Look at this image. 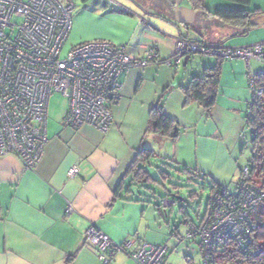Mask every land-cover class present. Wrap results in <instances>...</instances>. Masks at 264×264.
Returning a JSON list of instances; mask_svg holds the SVG:
<instances>
[{
    "label": "crops",
    "instance_id": "obj_1",
    "mask_svg": "<svg viewBox=\"0 0 264 264\" xmlns=\"http://www.w3.org/2000/svg\"><path fill=\"white\" fill-rule=\"evenodd\" d=\"M203 5L207 12L244 8L226 0H203ZM75 6L67 49L108 41L135 57L156 49L166 60L179 38L231 48L264 41V0H252L244 8L257 13L247 31L195 9L190 0H82ZM193 57L187 65L153 62L124 73L122 99L112 110L107 133L91 126L66 127L68 104L59 113L48 110V144L35 171L26 169L13 154L0 157V264H102L100 254L86 240L90 227L116 244L135 240L166 245L165 264H175L182 252L185 260L178 264L202 263L200 240L187 235L204 216L198 224L189 220L182 229L172 228L167 212L139 194V188H145L131 184L128 171L138 152L150 149L167 164L190 171L205 188L220 186L236 192L246 167L241 155L249 132L254 78L264 73V64L221 61L218 95L208 115L197 102L188 101L184 89L219 61L202 56L193 61ZM158 106L178 125L176 141L147 132L151 112ZM73 166L80 174L70 179L67 173ZM122 181L131 184V192L123 190L115 197ZM68 205L73 207L70 215ZM177 250L179 254H173ZM111 264L133 262L119 252Z\"/></svg>",
    "mask_w": 264,
    "mask_h": 264
},
{
    "label": "built area",
    "instance_id": "obj_2",
    "mask_svg": "<svg viewBox=\"0 0 264 264\" xmlns=\"http://www.w3.org/2000/svg\"><path fill=\"white\" fill-rule=\"evenodd\" d=\"M75 7L74 0H0V157L13 154L30 171L37 169L45 154L49 102L54 93L68 101L66 127L91 126L107 133L113 123L112 110L122 99L121 77L130 69L153 62L180 66L190 55L264 64V41L231 48L179 38L166 60L156 49L135 57L108 41L84 42L67 49ZM253 92V99L261 94L255 86ZM79 174L78 166L67 173L70 179ZM251 179V168L245 167L235 193L214 190L202 221L190 226L187 239L199 238L203 264H214L218 249L227 244L249 253L258 229L254 215L264 203V189ZM175 205L170 199L162 203L164 208ZM72 212L68 205L66 214ZM86 240L100 254L102 264H111L119 252L126 253L133 264L166 263V245L135 240L116 244L96 227L87 230Z\"/></svg>",
    "mask_w": 264,
    "mask_h": 264
},
{
    "label": "trees",
    "instance_id": "obj_3",
    "mask_svg": "<svg viewBox=\"0 0 264 264\" xmlns=\"http://www.w3.org/2000/svg\"><path fill=\"white\" fill-rule=\"evenodd\" d=\"M190 1L193 3L195 9L203 10V11L206 10L205 6L203 5V0H190ZM226 1L236 3L244 8L249 7L252 2V0H226ZM244 8L238 10H217L216 12H207V11L205 12H207L209 15H212L213 17L217 18L218 20L226 24H230L238 27L243 26L242 30L247 31L249 30V27H251V23H250L251 16L257 13L256 12L252 13ZM192 56L195 55H190V58ZM218 61L219 62L214 67L206 68L201 76L194 77L191 80L189 86L184 89L188 101L197 102L206 111L208 115L210 114L212 108L214 107L218 95V85L221 75V61L223 60H218ZM254 86L255 89L261 91V94L259 97L253 99L252 101L251 104L253 106L252 116L250 117L249 114H247V127L253 139L252 140L253 154L251 161L249 162L248 165H246V167L251 168V178H252L251 180L252 182L257 184L255 176L261 177L264 173V73L255 76ZM147 132H153L154 134L162 138H169L173 141H176L180 134V130L176 122L168 118L163 113L161 106H158L152 110ZM157 159L159 158L155 151L150 149H141L136 155L134 162L128 171V175L132 174L131 184L135 183L137 187H143L146 189L145 184L154 182L153 176L149 172V168L153 166L152 163L154 161L156 162ZM164 165L169 166L170 164L165 163ZM182 172L185 175H187L190 181L192 176L189 173L191 172L186 169H184ZM189 175L191 177H189ZM131 184L126 186L125 181H122L115 192V197H119V194L123 190L130 193ZM204 186L205 185H203V187ZM262 188L264 189L263 186ZM216 189H225V188L220 186H214L211 188L210 192L212 193ZM210 198L211 197H209L207 207L209 205ZM165 199H169V198L166 197L163 199V201ZM174 202L176 204V201ZM263 206L264 203L259 206V208L257 209L254 215L255 222L258 225V229L256 230V232L252 237V243L249 244V248H248L249 253L242 252L241 250L237 249L233 244H227L218 249L216 254V259L214 260V264H228L234 260L232 258L230 259L228 257L229 255H226L227 252L225 249L228 246L229 247L232 246L233 248L236 249L237 257L244 264H264V217L263 216L260 217V211H261L260 209ZM181 210H183V208H181ZM224 250H225L224 253H220L223 252ZM201 264H203V258Z\"/></svg>",
    "mask_w": 264,
    "mask_h": 264
},
{
    "label": "rangeland",
    "instance_id": "obj_4",
    "mask_svg": "<svg viewBox=\"0 0 264 264\" xmlns=\"http://www.w3.org/2000/svg\"><path fill=\"white\" fill-rule=\"evenodd\" d=\"M62 1L66 3L70 0ZM81 2L82 0H75L76 5H79ZM194 60H201V56H194L193 61ZM67 104L68 101L64 97L60 94L54 93L50 98L49 112H62L66 108ZM245 138L246 140L242 151L243 154L241 155L242 167L249 164L253 154V139L250 132L246 134ZM165 163L166 162L163 159H158L156 162L154 161L152 163L153 166L149 168V172L153 176L154 182L145 184V190L139 188V194L145 195L147 201H150L158 206L161 205L163 213L167 212V224H170L172 228L179 227L182 229L186 224L185 222L189 220L198 224L206 211L207 203L211 194L209 188L203 187L201 183L199 184V182L192 177L189 181L187 175L182 172V168L172 164L166 166L164 165ZM255 178L257 185L261 188L262 186L264 187V173L261 177L255 176ZM166 197L176 201V205L164 208L162 203L163 199ZM181 208H183L182 211ZM260 210V217H264V206ZM225 250L227 252L226 255H229L228 257L230 259H234L228 264H244L237 257L235 248L228 246ZM225 250L220 253H224ZM177 253L178 250L174 251L173 254L176 255ZM179 255V258L174 261L175 264H178L180 261L184 263L185 252H182ZM197 264L201 263L198 262Z\"/></svg>",
    "mask_w": 264,
    "mask_h": 264
},
{
    "label": "water",
    "instance_id": "obj_5",
    "mask_svg": "<svg viewBox=\"0 0 264 264\" xmlns=\"http://www.w3.org/2000/svg\"><path fill=\"white\" fill-rule=\"evenodd\" d=\"M190 59V56L186 57L185 60H184V64L187 65L188 61Z\"/></svg>",
    "mask_w": 264,
    "mask_h": 264
}]
</instances>
